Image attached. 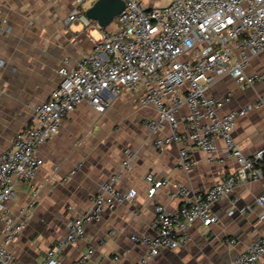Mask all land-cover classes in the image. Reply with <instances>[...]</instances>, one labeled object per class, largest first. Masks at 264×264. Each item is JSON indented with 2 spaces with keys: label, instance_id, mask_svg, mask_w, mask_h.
I'll return each mask as SVG.
<instances>
[{
  "label": "crops",
  "instance_id": "0c3cea01",
  "mask_svg": "<svg viewBox=\"0 0 264 264\" xmlns=\"http://www.w3.org/2000/svg\"><path fill=\"white\" fill-rule=\"evenodd\" d=\"M144 8L163 7L154 0H136ZM95 0L76 4L73 0H0L6 31L0 37V155L13 145L19 129L27 125L36 106L46 102L55 89L58 69L66 60L75 66L93 50L92 33L100 30L94 21L87 28L82 21L65 24L72 10L84 15ZM110 28L108 30H112ZM106 30V28H105ZM264 71V52L253 57L247 74ZM141 91L121 94L102 114L82 103L62 122L59 133L38 148L43 164L30 184L16 182L15 196L7 204L4 219L26 220L25 229L8 247L16 264L42 259L54 242L64 236L70 220L81 216L91 206L99 186L116 174L124 151L134 154L132 169L124 173L117 189H134L133 202L105 210L101 218L88 224L84 238L67 246L60 254L61 264H72L87 248L94 253L87 264H140L145 249L130 241L132 235H153L155 206L160 204L175 213L179 200H169L176 184L196 193H204L233 173L237 165L226 157L224 143L215 139L212 161L200 151L191 154L193 167L185 172L177 168L178 144L155 149L145 120L155 115L151 107L139 104ZM207 95L229 97L219 114L237 110L258 97L264 88H242L229 76H221L209 87ZM182 108L179 119L185 117ZM184 128L181 120L180 129ZM167 134L165 129L161 135ZM233 140L245 157L264 149V107L236 121ZM79 166V168H77ZM75 173L70 176V172ZM166 180L169 184L148 197L145 176ZM38 191L35 204L31 189ZM264 192L262 182L241 183L221 202L211 206L218 222L209 227L198 223L188 229V242L178 250H163L148 264H231L260 236L264 235L261 210L254 200ZM71 207V210H68ZM25 209L24 216L20 211ZM232 215H228L229 212ZM3 224L0 227L2 241ZM234 239L232 245L229 240ZM118 257L115 261L114 258Z\"/></svg>",
  "mask_w": 264,
  "mask_h": 264
},
{
  "label": "built area",
  "instance_id": "2783aa9c",
  "mask_svg": "<svg viewBox=\"0 0 264 264\" xmlns=\"http://www.w3.org/2000/svg\"><path fill=\"white\" fill-rule=\"evenodd\" d=\"M73 1L79 5L84 0ZM122 1L124 8L113 20L115 27L100 30L99 39H92V52L75 66L69 67L64 60L57 72L59 81L48 100L35 107L29 123L17 131L12 147L0 155V264H16L8 247L26 226L24 218L4 219L6 206L15 196L16 182L30 184L43 164L37 156L38 148L59 133L63 120L82 103L102 114L121 94L141 91L140 106L151 107L155 112L144 122L148 133L156 136L155 149L182 146L178 169L187 172L193 167L191 154L195 151L203 152L212 161L216 138L223 141L226 157L237 165L233 173L204 193L175 185L168 199L181 201L179 209L170 213L163 205H156L154 234L130 236L133 244L145 249L140 264H148L163 250L182 248L189 240L188 229L192 225L216 224L218 216L211 206L227 198L239 184L264 185V149L245 157L232 137L239 118L264 107V96L220 115L218 112L229 97L207 95L209 87L221 76H229L242 88H264V71L247 74L251 59L264 52V0H172L166 6L151 9L136 0ZM75 21L90 26L77 9L64 23ZM5 31L6 20L0 10V37ZM182 108L186 114L179 119ZM165 129L167 134L161 135ZM133 159L134 154L125 150L120 170L99 186L90 208L70 220L66 234L54 242L41 260L29 264H61L59 256L64 248L83 239L88 224L97 222L105 210L135 200L134 189H117L121 176L132 169ZM74 173L71 171L70 176ZM145 182L149 198L169 184L149 174ZM30 189L27 207H32L38 196L37 190L31 186ZM254 204L260 208V220L264 221V192ZM25 212L21 210L20 215ZM229 243L233 245L235 240ZM93 253V248H87L72 264H87ZM231 264H264V235Z\"/></svg>",
  "mask_w": 264,
  "mask_h": 264
},
{
  "label": "water",
  "instance_id": "95a60500",
  "mask_svg": "<svg viewBox=\"0 0 264 264\" xmlns=\"http://www.w3.org/2000/svg\"><path fill=\"white\" fill-rule=\"evenodd\" d=\"M122 0H95L94 4L85 11L84 16L89 21L96 22L99 28H107L115 17L123 10Z\"/></svg>",
  "mask_w": 264,
  "mask_h": 264
},
{
  "label": "rangeland",
  "instance_id": "374dc122",
  "mask_svg": "<svg viewBox=\"0 0 264 264\" xmlns=\"http://www.w3.org/2000/svg\"><path fill=\"white\" fill-rule=\"evenodd\" d=\"M154 1L157 2V3L159 2V3H162V4H166L168 0H154ZM113 27H115V22L114 21L111 23V25H109L106 28V30H108L110 28H113ZM92 36L94 37V40H98L100 35H99L97 30H94L93 33H92Z\"/></svg>",
  "mask_w": 264,
  "mask_h": 264
},
{
  "label": "trees",
  "instance_id": "16d2710c",
  "mask_svg": "<svg viewBox=\"0 0 264 264\" xmlns=\"http://www.w3.org/2000/svg\"><path fill=\"white\" fill-rule=\"evenodd\" d=\"M262 174L264 176V160L262 161V166H261Z\"/></svg>",
  "mask_w": 264,
  "mask_h": 264
}]
</instances>
